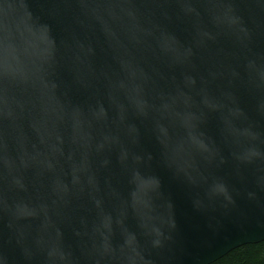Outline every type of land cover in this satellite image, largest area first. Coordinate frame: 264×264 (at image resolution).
Listing matches in <instances>:
<instances>
[{
    "label": "water",
    "instance_id": "water-1",
    "mask_svg": "<svg viewBox=\"0 0 264 264\" xmlns=\"http://www.w3.org/2000/svg\"><path fill=\"white\" fill-rule=\"evenodd\" d=\"M261 241L264 0H0V264Z\"/></svg>",
    "mask_w": 264,
    "mask_h": 264
},
{
    "label": "trees",
    "instance_id": "trees-1",
    "mask_svg": "<svg viewBox=\"0 0 264 264\" xmlns=\"http://www.w3.org/2000/svg\"><path fill=\"white\" fill-rule=\"evenodd\" d=\"M211 264H264V241L240 246Z\"/></svg>",
    "mask_w": 264,
    "mask_h": 264
}]
</instances>
